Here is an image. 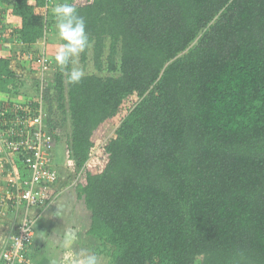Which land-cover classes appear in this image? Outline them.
I'll return each instance as SVG.
<instances>
[{"label":"trees","instance_id":"1","mask_svg":"<svg viewBox=\"0 0 264 264\" xmlns=\"http://www.w3.org/2000/svg\"><path fill=\"white\" fill-rule=\"evenodd\" d=\"M52 3L0 0L21 20L4 31L0 9V39L23 52L43 44ZM70 3L92 41L81 60L100 73L69 85L72 64L55 66L45 108L53 131L71 123L68 165L82 172L73 188L96 253L108 264H264V0ZM40 55H29L38 67ZM25 84L12 54L0 56V94L18 98Z\"/></svg>","mask_w":264,"mask_h":264},{"label":"built area","instance_id":"2","mask_svg":"<svg viewBox=\"0 0 264 264\" xmlns=\"http://www.w3.org/2000/svg\"><path fill=\"white\" fill-rule=\"evenodd\" d=\"M48 61L41 52L38 63L43 74H47ZM50 81V76L41 80L36 97H19L13 105L7 99L4 106L0 105V172L7 176L4 198L21 205L22 212L17 231L9 236L0 253V264H34V210L49 206L60 192V173L54 163L56 132L48 125L44 98ZM9 113L12 115L8 117ZM3 218L4 212L0 211V225Z\"/></svg>","mask_w":264,"mask_h":264},{"label":"crops","instance_id":"3","mask_svg":"<svg viewBox=\"0 0 264 264\" xmlns=\"http://www.w3.org/2000/svg\"><path fill=\"white\" fill-rule=\"evenodd\" d=\"M2 50L5 51L4 56L10 52L8 48ZM58 169L64 174L57 184L59 195L49 206L40 209L39 214L38 210L35 211L36 222L40 217V233L36 234V227L31 247L34 264H76L89 253L101 256L96 253L97 239L87 234L92 213L87 208L85 199L78 196L75 188L68 186L67 171ZM6 188L7 176L0 172V211L4 212L0 225V253L9 236L17 231L22 216L21 205H13L11 200L4 198Z\"/></svg>","mask_w":264,"mask_h":264},{"label":"rangeland","instance_id":"4","mask_svg":"<svg viewBox=\"0 0 264 264\" xmlns=\"http://www.w3.org/2000/svg\"><path fill=\"white\" fill-rule=\"evenodd\" d=\"M70 3L71 0H53V3L50 5V10L53 11V8L60 3ZM1 11H4L5 16L3 18L4 21V25L5 28L4 31H10L11 28L13 27H19L21 25V20L18 17L12 16L11 11H12V7H8V6H1ZM15 17V19L13 18ZM11 23V25H10ZM6 25L7 28H6ZM55 27V28H54ZM52 32L50 31L48 36L46 37V41L44 42V44H39V45H35V49H32L30 51H25L23 52V50H21L18 46V44L16 43H12L11 41H13L12 39H10L9 37H7L6 35H2L3 37L0 39V41H3L0 44V56H3L5 54V51L2 50V48L4 47V49H9V53L12 54L13 56V68L15 70H17L18 73H21L24 77V79L26 80V84L24 87V92L22 94V96H20V98H23L25 100V98H29L32 96H37L39 93H37V89H36V82H40L42 79H47V76H51V79L54 75V70H55V66H57V62L55 60V56L57 54V51L59 49V47L61 46L62 42L61 39L59 37L58 34V29L56 27V25H54ZM2 29V27L0 28V30ZM2 46V47H1ZM23 52V53H22ZM38 53L40 54L41 52H44L46 54V56L52 60L53 63V68L50 71V74H43L42 71L39 69L37 62L34 60L32 61L29 57V55H33V53ZM78 67H82L85 71V74H90V73H97L99 74L100 72H97V70L94 67V64L92 62V59L90 58L87 63H84L81 60V54L78 58V63L77 65ZM73 67V65H72ZM102 74V73H101ZM7 94L1 93L0 94V101H3L5 103H7V99L9 100V102H11V105H13V103L19 99V97L17 98L16 96H12L10 97ZM13 102V103H12ZM17 102H21V101H17ZM16 102V103H17ZM60 111L59 110H55V113H53V118L56 121H59L62 119L63 115L59 114ZM115 131V128L111 127L108 129V135L111 136ZM56 136H57V142L55 145V149H54V163L55 165H57L60 169L62 170H66L68 175V179H69V184L68 186L70 188H72V183L75 182V185L77 183V181L80 178V175L82 172H77L76 168L74 166H69L68 162H69V157H68V145L71 141V134H72V128H71V123L70 121L68 122V124L66 126H62L60 127L59 130L56 131ZM64 174L60 173V178L63 176ZM59 188V187H58ZM37 211V210H34ZM39 212H41L40 210L37 211V213L39 214ZM40 217H38V221L36 222V227H37V232L36 234L40 233ZM98 257V263L102 262V264H108L109 259L106 258L105 256H97ZM104 258V259H102Z\"/></svg>","mask_w":264,"mask_h":264},{"label":"clouds","instance_id":"5","mask_svg":"<svg viewBox=\"0 0 264 264\" xmlns=\"http://www.w3.org/2000/svg\"><path fill=\"white\" fill-rule=\"evenodd\" d=\"M56 17V27L60 39L64 42L59 47L55 60L61 68L69 64L73 67L67 72L69 85L79 84L85 76L82 67L76 66L81 53L91 47L92 41L86 31V21L71 3H60L53 8ZM76 264H98V257L89 253L79 259Z\"/></svg>","mask_w":264,"mask_h":264}]
</instances>
